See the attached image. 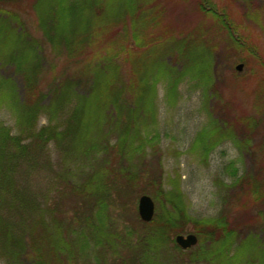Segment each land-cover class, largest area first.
<instances>
[{
	"label": "trees",
	"instance_id": "trees-1",
	"mask_svg": "<svg viewBox=\"0 0 264 264\" xmlns=\"http://www.w3.org/2000/svg\"><path fill=\"white\" fill-rule=\"evenodd\" d=\"M169 1L72 0L70 5L54 6L49 0H37L34 6L41 26L45 27L43 37L50 44L53 61L47 59L38 38L22 29L12 12L9 16H14L13 23L18 25L10 28L9 24L0 23V94L5 92L2 98L13 110L18 128L15 133L0 125V253L6 261L63 264L74 256L69 246L72 241L63 240L70 230L68 224L57 220L55 208H48L53 197L46 201L48 190L36 193L30 184L39 167H51L50 144L76 155L103 151L115 160L116 167L110 164L109 157L103 158L99 173L93 171L85 183L79 185V189H87L89 195L100 197L103 204L107 201L106 184L108 192L121 176L126 177V159L144 155L146 146L153 145L142 137L139 128L144 121L142 114L148 115L151 110L149 67L165 64L166 74L175 82L190 72L194 62L207 63L209 54L215 51L209 29L175 37L171 28H162ZM198 9L213 19L218 35L238 44L225 10H220L210 0H200ZM81 17L84 24L78 27ZM18 28L22 30L18 32ZM94 46H99V54L90 50ZM61 50L66 52L68 65L86 64L81 76L71 72L69 76L62 75L63 70L55 64ZM126 62L131 64V69L130 74L125 75L122 67ZM46 73L50 74L49 78L43 77ZM196 75L205 78L203 71ZM42 115L47 122L38 127ZM107 125L112 126L113 130L108 129L117 135L111 145L99 141ZM251 126L252 123L245 120V127L251 130ZM106 137L105 133L104 141ZM145 168L142 172L129 170L127 181L146 188V192H152L160 202L164 194L162 173L151 165ZM101 170H105L104 173ZM55 176L64 184L73 183L68 170L59 171ZM233 178L230 186L235 201L245 194L250 199L249 207L264 204V160L257 164L254 175L240 176L236 170ZM101 186L104 189H100ZM166 200L171 207L165 214L155 215L151 222H145L156 224L152 237L157 241L166 240L191 224L201 242L213 244L211 252L217 256L219 264L231 261L227 256L239 230L259 222L264 229V209L252 217L245 210L242 218L231 220L230 210L223 208L211 220H194L183 208L180 197L170 195ZM44 212L52 214L51 222H46ZM225 247L229 251L224 257Z\"/></svg>",
	"mask_w": 264,
	"mask_h": 264
},
{
	"label": "rangeland",
	"instance_id": "rangeland-1",
	"mask_svg": "<svg viewBox=\"0 0 264 264\" xmlns=\"http://www.w3.org/2000/svg\"><path fill=\"white\" fill-rule=\"evenodd\" d=\"M210 1L226 11L238 44L215 32L213 19L198 9L200 0L169 1L162 28H171L170 32L175 37L209 29L215 51L209 54L207 63L194 62L188 70L190 72L175 82L166 74L165 64L149 67L151 110L148 115L142 114L144 121L139 128L142 137L153 145L146 146L144 155L126 159L125 180L121 176L108 192L106 184L105 204L100 197L89 195L87 189H79V185L85 183L93 171L98 172L103 165L102 159L109 156L103 151H94V154L79 152L76 155L66 148L50 144L52 165L39 167L30 184L36 193L48 190L46 201L53 197L48 208H55L57 220L66 222L70 228L63 240L72 241L69 246L74 256L64 260L63 264H219L217 256L211 252L213 244L209 241L203 243L199 240L188 249L176 244L178 234L194 232L197 235L191 224L166 240L154 239L152 234L156 224H146L138 213L139 198L143 194L155 200L156 216L164 215L171 207L166 200L170 195L180 197L183 208L194 220H211L223 208L230 210L231 220L233 217L242 218L245 210L252 217L264 209L262 203L249 207L250 199L245 194L235 201L230 186L235 179L234 171L238 170L240 176L246 173L254 175L257 164L264 160V0ZM34 3L37 0L0 2V23L4 26L9 24L10 28L18 25L13 23L14 16H9L12 12L21 22L22 29L38 38L47 59L53 61L50 44L43 37L45 27L41 26ZM48 3L67 6L72 0H49ZM82 19L78 27L84 24ZM18 29V32L22 30ZM94 47L90 50L99 54V46ZM120 56L123 57L122 53ZM57 58L59 60L55 64L63 70L62 75L69 76L70 72L82 75L86 64L78 68L68 65L63 50L59 51ZM167 63L172 65L169 61ZM238 64H243L241 70H237ZM122 68L125 75L130 74L131 64L126 62ZM200 71L205 78L197 77L196 73ZM49 75L46 73L43 77L49 78ZM4 94H0V125L17 133L15 114L2 98ZM247 119L252 123L251 130L245 127ZM46 122V116L42 115L38 127ZM109 127L113 130L107 125L102 133H106L107 141L103 135L99 138L107 145L114 144L117 139ZM108 160L116 167L113 158ZM150 165L162 173L164 194L160 202L152 192H146V188L127 181L129 170L142 172L145 166ZM64 170L69 171L73 183L67 181V185L56 179L55 173ZM42 207L45 208V204ZM51 215L43 213L47 223L52 221ZM258 224L239 230L230 251L227 247L222 250L224 257L229 251L227 257L231 261L227 264H264V229L262 222ZM6 259L0 253V264H11ZM18 262L28 264L24 260Z\"/></svg>",
	"mask_w": 264,
	"mask_h": 264
},
{
	"label": "water",
	"instance_id": "water-1",
	"mask_svg": "<svg viewBox=\"0 0 264 264\" xmlns=\"http://www.w3.org/2000/svg\"><path fill=\"white\" fill-rule=\"evenodd\" d=\"M243 64L237 65V70H241ZM138 213L142 221L151 222L156 213V203L152 196L143 194L139 198ZM198 236L194 232L178 234L175 237L176 244L182 249H188L198 243Z\"/></svg>",
	"mask_w": 264,
	"mask_h": 264
}]
</instances>
